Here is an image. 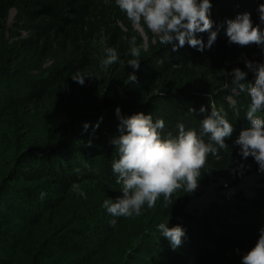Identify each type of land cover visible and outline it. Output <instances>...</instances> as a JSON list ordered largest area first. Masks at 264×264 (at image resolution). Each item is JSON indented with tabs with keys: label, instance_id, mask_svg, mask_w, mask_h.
Segmentation results:
<instances>
[{
	"label": "trees",
	"instance_id": "trees-1",
	"mask_svg": "<svg viewBox=\"0 0 264 264\" xmlns=\"http://www.w3.org/2000/svg\"><path fill=\"white\" fill-rule=\"evenodd\" d=\"M212 5L214 30L237 15L236 0ZM256 9L247 11L254 25ZM12 10L16 29L26 35L0 46V264H240L264 226V189L253 199L238 194L212 203L202 213L190 214L187 206L218 178L234 188L246 177L264 176L233 146L249 126V98L222 90L231 81L224 73L236 67L254 83L245 60L264 62V50L229 44L223 28L203 53L187 44L172 51L158 38L148 51L142 47L138 80L129 83L128 40L144 41L114 0H0V44ZM198 35L206 43L208 34ZM106 47L119 59L101 69ZM77 73L89 76L83 86L71 77ZM213 105L228 112L234 132L226 139L229 148L207 157L195 192L179 189L167 207L161 197L133 217H112L101 207L121 195L111 167L118 158L110 143L118 135L117 107L125 116L144 112L163 119V134L175 135L178 123L199 132ZM100 117L98 129L83 130ZM170 217V226L181 224L187 233L175 250L156 230Z\"/></svg>",
	"mask_w": 264,
	"mask_h": 264
},
{
	"label": "clouds",
	"instance_id": "clouds-1",
	"mask_svg": "<svg viewBox=\"0 0 264 264\" xmlns=\"http://www.w3.org/2000/svg\"><path fill=\"white\" fill-rule=\"evenodd\" d=\"M111 2L104 0L105 4ZM114 3L134 28L146 26L158 36L161 45H170L172 51L187 44L203 53L211 49L221 28L229 44H255L264 50V3H260L256 9L259 23L254 25L251 13L243 12L235 18L226 19L215 30L211 19L212 0H114ZM205 32L208 34L206 43L198 35ZM128 44L126 55L132 57L127 60V66L132 69L128 81L135 83L138 80L136 72L141 67V50L147 47V43L138 45L137 37L133 35ZM104 53L101 69L113 65L119 59L113 47H106ZM245 67L254 73V83H246L248 73L236 67L224 73L231 76V81L225 82L222 90H231L236 95L247 94L249 104L245 118L249 126L240 131L233 146H238L242 159L251 156L258 165V172L264 174V62L245 60ZM71 77L83 86L85 78L89 76L77 73ZM229 101L235 115L239 116L236 100L230 96ZM191 111L196 110L191 108ZM199 112L206 113L207 108L201 106ZM115 113L119 120L118 135L110 143L117 149L118 158L113 160L111 167L116 183L121 186V195L105 199L101 205L112 217L139 216L145 206L155 208L161 197L163 206L167 207L172 194L179 189L195 192L200 182V170L205 166L207 157L218 156L219 150L229 148L226 139L234 132L228 112L214 105L210 114L201 120L199 132L186 129L183 123H178L175 135L171 132L163 134L165 121H154L150 113L138 112L125 116L119 107ZM102 120L103 117H100L95 125L85 122L83 130L87 132L92 127L95 131ZM79 195L86 198L83 191ZM170 219L160 222L156 230L175 250L183 244L187 233L181 224L170 226ZM115 222L113 219L112 223ZM240 264H264V226L259 228L254 246L241 253Z\"/></svg>",
	"mask_w": 264,
	"mask_h": 264
},
{
	"label": "rangeland",
	"instance_id": "rangeland-1",
	"mask_svg": "<svg viewBox=\"0 0 264 264\" xmlns=\"http://www.w3.org/2000/svg\"><path fill=\"white\" fill-rule=\"evenodd\" d=\"M260 3H264V0H236L237 14L257 8ZM16 17L17 11L12 10L4 27L3 34H5V36L0 46H5V44L9 42L13 43L18 39L17 36H19V34L26 35L25 31L22 33V30L16 29ZM135 29L138 35L143 39V45L147 43V47L144 48V50L145 52L148 51L157 42L158 36L143 27ZM52 63L49 62L47 66L51 67L53 65ZM226 185L227 181L221 177L207 187H202L199 194L188 204L187 212L190 214L202 213L212 203H221L223 199L234 200L238 194H243L247 199H253L256 197L257 190L264 189V176L258 174L251 175L244 178L240 184L234 188H225Z\"/></svg>",
	"mask_w": 264,
	"mask_h": 264
}]
</instances>
